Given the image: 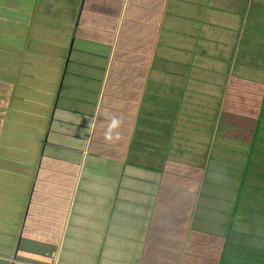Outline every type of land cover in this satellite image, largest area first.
Masks as SVG:
<instances>
[{
  "label": "crops",
  "instance_id": "obj_1",
  "mask_svg": "<svg viewBox=\"0 0 264 264\" xmlns=\"http://www.w3.org/2000/svg\"><path fill=\"white\" fill-rule=\"evenodd\" d=\"M257 132L264 0H0V264H233Z\"/></svg>",
  "mask_w": 264,
  "mask_h": 264
},
{
  "label": "rangeland",
  "instance_id": "obj_2",
  "mask_svg": "<svg viewBox=\"0 0 264 264\" xmlns=\"http://www.w3.org/2000/svg\"><path fill=\"white\" fill-rule=\"evenodd\" d=\"M254 129V128H253ZM264 132H257L255 136V141L257 143V146L260 147V149H257V158L258 161L260 156H264V141H263V134ZM259 135L261 136V139L259 138ZM237 141L231 140V142L227 143L229 145H235ZM241 147H244L242 153H236V156L233 154L223 155V157L219 156L216 164L214 165L215 169L218 171L223 170L224 174L227 173V176L230 177V180L228 179L225 183L230 184L231 188L228 190L230 192H237V198L238 200L235 202L236 210L233 212V215L228 212V221L229 225H232L228 228L229 233L228 236L225 234V238L228 237L227 242H233L234 249L236 253H240L239 256L235 255L233 258V264H262L259 262V260H264V181L258 180V187L256 190L254 188L249 186V183L246 181L248 178V175L252 171L254 167V160L256 158V149L255 148H249L248 142L241 143ZM238 146V145H237ZM262 147V148H261ZM250 152V153H249ZM262 154V155H260ZM238 155H240V164L237 166V160ZM260 155V156H259ZM263 159V157H262ZM227 161H229L230 164H227ZM244 163L246 165H244ZM257 165V174L260 176H263L264 172V162L261 160V162ZM225 165V166H223ZM238 167V168H237ZM261 172H259V171ZM230 173V175H229ZM241 179V180H240ZM227 184V185H228ZM226 185V186H227ZM253 193V196L256 195V202L252 204L250 212H246V206L249 204L246 193L250 192ZM232 189V190H230ZM226 190V188H225ZM255 191V192H254ZM252 196V194H251ZM249 207V206H248ZM230 210L232 211V207L230 206ZM244 216H246V223H243L240 219ZM254 218L257 222L255 230L250 229L251 225L254 224ZM249 229V230H248ZM227 230V231H228ZM241 241L240 245H237L239 241ZM232 245V243L230 244ZM253 245L255 246V250H253ZM232 248V246H231ZM230 248V249H231ZM240 250V252H237ZM228 246H226V249H224V252H226L225 257L223 256L222 260L219 264H232L231 262H228V258L231 257L228 254ZM257 259V262H256ZM264 264V263H263Z\"/></svg>",
  "mask_w": 264,
  "mask_h": 264
},
{
  "label": "clouds",
  "instance_id": "obj_3",
  "mask_svg": "<svg viewBox=\"0 0 264 264\" xmlns=\"http://www.w3.org/2000/svg\"><path fill=\"white\" fill-rule=\"evenodd\" d=\"M119 124H120V121L119 120H116V119H113L112 121H111V124H110V129H114V128H117L118 126H119ZM110 138V137H109Z\"/></svg>",
  "mask_w": 264,
  "mask_h": 264
},
{
  "label": "trees",
  "instance_id": "obj_4",
  "mask_svg": "<svg viewBox=\"0 0 264 264\" xmlns=\"http://www.w3.org/2000/svg\"><path fill=\"white\" fill-rule=\"evenodd\" d=\"M263 263H264V260H263Z\"/></svg>",
  "mask_w": 264,
  "mask_h": 264
}]
</instances>
